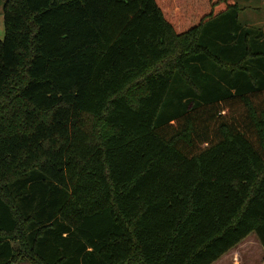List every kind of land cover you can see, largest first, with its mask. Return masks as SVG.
Listing matches in <instances>:
<instances>
[{
  "label": "trees",
  "instance_id": "1",
  "mask_svg": "<svg viewBox=\"0 0 264 264\" xmlns=\"http://www.w3.org/2000/svg\"><path fill=\"white\" fill-rule=\"evenodd\" d=\"M2 1L0 264L264 248V28L237 0Z\"/></svg>",
  "mask_w": 264,
  "mask_h": 264
},
{
  "label": "rangeland",
  "instance_id": "2",
  "mask_svg": "<svg viewBox=\"0 0 264 264\" xmlns=\"http://www.w3.org/2000/svg\"><path fill=\"white\" fill-rule=\"evenodd\" d=\"M240 3L239 22L244 25L250 21L251 27L264 28V0H238ZM258 7L259 9H255ZM4 1L0 2V40L5 38V17H4ZM254 22H260L258 26ZM254 42V40L252 41ZM256 42V41H255ZM254 44V43H252ZM257 46H259L257 44ZM264 48L251 45V50L256 53L257 50ZM244 66V65H243ZM214 76L217 71H211ZM173 98L168 100L172 101ZM19 264H31L22 262ZM213 264H264V248L255 232L251 233L239 245L225 254L221 259Z\"/></svg>",
  "mask_w": 264,
  "mask_h": 264
},
{
  "label": "crops",
  "instance_id": "3",
  "mask_svg": "<svg viewBox=\"0 0 264 264\" xmlns=\"http://www.w3.org/2000/svg\"><path fill=\"white\" fill-rule=\"evenodd\" d=\"M237 2H238V5H239V7H240V3H239L238 0H237ZM263 4H264V1H263ZM255 9H259V8L256 7ZM239 18H240V16H239ZM249 23H250V21H248L247 23H244V25H245V26H250L251 24H249ZM259 23H260V22H254L253 24L256 25V26H258Z\"/></svg>",
  "mask_w": 264,
  "mask_h": 264
}]
</instances>
